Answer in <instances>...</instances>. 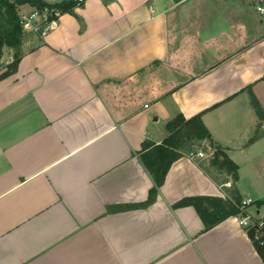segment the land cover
<instances>
[{
	"label": "crops",
	"instance_id": "obj_1",
	"mask_svg": "<svg viewBox=\"0 0 264 264\" xmlns=\"http://www.w3.org/2000/svg\"><path fill=\"white\" fill-rule=\"evenodd\" d=\"M260 5L84 0L47 35L26 31L17 69L0 77V264H264L239 214L206 228L194 205L174 206L237 187L264 217V191L240 184L241 163L253 186L264 162ZM180 112L202 114L203 149L224 148L239 179L185 153L153 203L111 210L148 198L144 143H162Z\"/></svg>",
	"mask_w": 264,
	"mask_h": 264
},
{
	"label": "trees",
	"instance_id": "obj_2",
	"mask_svg": "<svg viewBox=\"0 0 264 264\" xmlns=\"http://www.w3.org/2000/svg\"><path fill=\"white\" fill-rule=\"evenodd\" d=\"M27 3L40 8L58 7L62 12L70 11L78 5L77 0H62L55 3L46 0H0V64L6 49L13 52V60L9 62L8 68L0 74V77L13 73L23 55L22 45L26 31L23 30L18 5ZM167 128L169 134L162 143L154 144L146 141L141 153V159L154 180L148 198L141 202L118 204L111 207V210L144 207L153 203L166 179L171 164L183 154L193 151L195 145H203L205 140L213 142L211 131L204 122L201 113L188 118L180 112L167 122ZM214 148L213 156L210 157L209 164L205 168L208 171L211 167L218 171H224L231 175L234 181L238 180L239 164L229 156L224 148L220 146ZM241 200L239 189L233 187L231 199L211 195H189L178 200L174 206L194 205L204 219L206 228H209L232 214H239ZM249 234L264 257V247L255 238V229L250 228Z\"/></svg>",
	"mask_w": 264,
	"mask_h": 264
},
{
	"label": "built area",
	"instance_id": "obj_3",
	"mask_svg": "<svg viewBox=\"0 0 264 264\" xmlns=\"http://www.w3.org/2000/svg\"><path fill=\"white\" fill-rule=\"evenodd\" d=\"M84 0H77L78 4H81ZM259 10L264 12V5L259 6ZM18 13L23 26L24 31H33L40 36L47 35L52 29L58 25L59 17L63 13L58 7L45 6L44 8L33 6L32 8H26L25 4L18 5ZM215 148L210 146L208 150L199 148L196 151H191L192 156L197 157H212ZM227 184H231L227 182ZM254 202V199L249 197L242 199L239 207L241 212L239 213V222L248 229H255V238L260 241V244L264 247V217L261 219H254L253 216L247 212V206Z\"/></svg>",
	"mask_w": 264,
	"mask_h": 264
},
{
	"label": "rangeland",
	"instance_id": "obj_4",
	"mask_svg": "<svg viewBox=\"0 0 264 264\" xmlns=\"http://www.w3.org/2000/svg\"><path fill=\"white\" fill-rule=\"evenodd\" d=\"M12 54L11 50L6 49L4 51L3 57H2V63L0 64V70H6L8 68V60L11 59V61L13 60V56L9 57V55ZM198 148H204L203 145H195L194 149H198ZM242 168L240 170V174H241V180H240V184L243 190H248L250 191V194H252V196L256 197L259 196V193H257V191L259 192H263L264 191V162H261L260 164H257L256 168V173H255V181L256 184L255 185H251V173L252 171H250V167L249 164L247 163H241ZM264 197V196H263ZM256 206H253V209H255Z\"/></svg>",
	"mask_w": 264,
	"mask_h": 264
},
{
	"label": "water",
	"instance_id": "obj_5",
	"mask_svg": "<svg viewBox=\"0 0 264 264\" xmlns=\"http://www.w3.org/2000/svg\"><path fill=\"white\" fill-rule=\"evenodd\" d=\"M173 1L175 3H177V2H180L181 0H173ZM256 111H257L259 117L263 119L264 118V115H263L262 109H261V107H260L259 104L256 105Z\"/></svg>",
	"mask_w": 264,
	"mask_h": 264
}]
</instances>
